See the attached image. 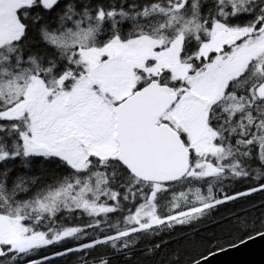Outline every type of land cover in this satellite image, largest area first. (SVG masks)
Masks as SVG:
<instances>
[{
  "label": "snow or ice",
  "instance_id": "obj_1",
  "mask_svg": "<svg viewBox=\"0 0 264 264\" xmlns=\"http://www.w3.org/2000/svg\"><path fill=\"white\" fill-rule=\"evenodd\" d=\"M193 222L264 237V0H0V264H200Z\"/></svg>",
  "mask_w": 264,
  "mask_h": 264
},
{
  "label": "trees",
  "instance_id": "obj_2",
  "mask_svg": "<svg viewBox=\"0 0 264 264\" xmlns=\"http://www.w3.org/2000/svg\"><path fill=\"white\" fill-rule=\"evenodd\" d=\"M259 193L256 194L254 197L255 200L259 199ZM243 202L236 205L235 207L231 204L226 205L225 207H222L218 213L220 216L227 215L230 211H235L236 208L242 207ZM230 223V222H229ZM178 233L182 232L185 235L181 238H178L176 241L173 242V244L170 245V247H175L177 244H179L181 247H184L187 249V255L194 256L197 260H200L201 258L209 255V253H213L217 251L215 247H212L211 244H208L207 241L211 238L209 236V233H215V239L221 240V239H228L229 237L226 235L227 229L224 227L223 224L216 225V226H201L197 225L194 222L191 223L188 226H177ZM193 230L195 231V236L193 237ZM189 240H195L196 246H193L192 244H189ZM226 247H229L227 244L221 245V248L224 249ZM57 250L53 248L44 249L40 251V254H49L50 251ZM199 253V255H198ZM71 257H69L70 259ZM57 264H64L63 260L57 261Z\"/></svg>",
  "mask_w": 264,
  "mask_h": 264
},
{
  "label": "water",
  "instance_id": "obj_3",
  "mask_svg": "<svg viewBox=\"0 0 264 264\" xmlns=\"http://www.w3.org/2000/svg\"><path fill=\"white\" fill-rule=\"evenodd\" d=\"M199 261L200 264H264V237L215 251Z\"/></svg>",
  "mask_w": 264,
  "mask_h": 264
}]
</instances>
